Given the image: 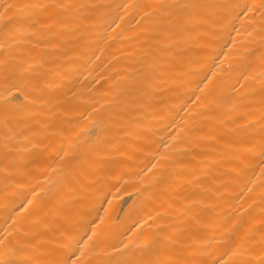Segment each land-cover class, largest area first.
<instances>
[{"label":"bare ground","instance_id":"bare-ground-1","mask_svg":"<svg viewBox=\"0 0 264 264\" xmlns=\"http://www.w3.org/2000/svg\"><path fill=\"white\" fill-rule=\"evenodd\" d=\"M69 257L264 264V0H0V264Z\"/></svg>","mask_w":264,"mask_h":264},{"label":"rangeland","instance_id":"rangeland-1","mask_svg":"<svg viewBox=\"0 0 264 264\" xmlns=\"http://www.w3.org/2000/svg\"><path fill=\"white\" fill-rule=\"evenodd\" d=\"M176 184V183H175ZM182 185V183H180V185L179 186H181ZM121 197H122V202L123 203H121L122 205H121V213L122 212H124V209H127L126 208V206L128 207V205L130 204V202H132V201H130V200H132V196H130V195H126V193H122L121 194ZM183 204V203H182ZM183 209V208H182ZM182 209L180 208V210L178 209H176V210H173V211H170V212H168L167 213V218L165 217V219L166 220H168V221H166L167 222V224H168V227H167V225H166V227L168 228V230L170 229V232H174L173 231V229L174 230H176V229H178L179 227L180 228H182V225L184 224V221H182V219H184L186 216L184 215V218L181 216V214H184L185 212H181L182 211ZM123 210V211H122ZM175 211V212H174ZM183 211H184V209H183ZM169 214V215H168ZM175 215V216H174ZM181 216V218H180V220H179V218L178 217H180ZM171 216V217H170ZM172 216H174V217H172ZM177 216V217H176ZM170 218H171V220H170ZM187 218V217H186ZM175 221V222H174ZM178 221L179 222H183L181 225H180V223H178ZM169 222V223H168ZM170 224H172V225H170ZM174 224V225H173ZM179 224V225H178ZM176 226H179V227H176ZM176 229H175V228ZM179 228V229H180ZM172 230V231H171ZM174 263V262H173ZM172 264V263H171Z\"/></svg>","mask_w":264,"mask_h":264},{"label":"snow or ice","instance_id":"snow-or-ice-1","mask_svg":"<svg viewBox=\"0 0 264 264\" xmlns=\"http://www.w3.org/2000/svg\"><path fill=\"white\" fill-rule=\"evenodd\" d=\"M61 264H75V262L71 260V257H69L67 260L62 261Z\"/></svg>","mask_w":264,"mask_h":264}]
</instances>
